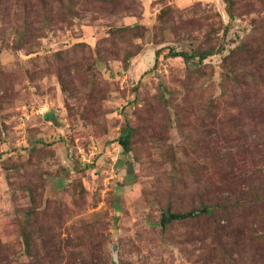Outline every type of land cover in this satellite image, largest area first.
Instances as JSON below:
<instances>
[{
  "label": "rangeland",
  "instance_id": "obj_1",
  "mask_svg": "<svg viewBox=\"0 0 264 264\" xmlns=\"http://www.w3.org/2000/svg\"><path fill=\"white\" fill-rule=\"evenodd\" d=\"M110 2L0 0V264H264V201L160 224L264 181V0Z\"/></svg>",
  "mask_w": 264,
  "mask_h": 264
},
{
  "label": "trees",
  "instance_id": "obj_2",
  "mask_svg": "<svg viewBox=\"0 0 264 264\" xmlns=\"http://www.w3.org/2000/svg\"><path fill=\"white\" fill-rule=\"evenodd\" d=\"M73 0H66L67 5L72 2ZM100 3H103L104 0H96ZM110 4H114V1L116 0H110ZM41 4L43 7H46V0H40ZM100 7V6H99ZM101 8V7H100ZM226 11L228 13H230V15H233V13L230 12V8L229 6L226 7ZM159 53V51H155V54L157 56V54ZM215 51L213 49H202V50H192L190 52L188 51H184V50H175L173 47H168V51L165 54L166 57H182V59L184 60V62L187 64V67L190 68V70H192L193 72L199 71V69L201 68V66L203 65L204 60L209 57L210 55L214 54ZM192 68V69H191ZM242 72V73H241ZM241 73V75L239 74ZM246 74V70L245 67H233L231 68L229 71H227L225 73L224 78L229 79L231 81H234L237 79H239L238 82H240L241 84H243L245 87L247 85H250L248 83H246L244 77ZM247 75H249L247 73ZM252 81L254 82V86L257 84V81H254V77H252ZM256 83V84H255ZM248 87V86H247ZM247 98V97H246ZM46 119H52L51 115L49 113H47L46 115ZM131 138V128H128L127 125V130L125 131L124 134H122L119 137V142L121 144V146L123 147L124 152L129 150V140ZM221 157V155H220ZM239 166V165H238ZM190 167V169H189ZM238 168V167H237ZM199 169L204 170V173L206 174V170L207 167L204 166H200L199 164H197L194 161H191L188 165H187V169L185 171H183V175L180 177H178L177 175L174 176H169L167 178V182L166 184L168 185V201H167V207H173L174 211L171 210V208H169L172 212L175 213H184L183 208L186 205H189L191 207L190 210L188 211H192L194 209H201L204 208L205 211L202 213H198L194 216L191 217H195L199 214H203L205 212H209V214H211L213 211H223V210H228V209H232V208H245L247 205L248 207L256 205L259 202H263L264 201V181H259L257 179H253L250 182L246 183L245 181H239L240 184H242L241 192H237L236 194H229L228 195H216L214 197V200L211 201L208 197V199L204 198V193H201V191H198L196 194H193V192H191V195L189 196V193L187 191H192L193 189H199L198 187H186L185 185V179L191 178L189 180H199L201 175V172H199ZM239 172H241L238 175L239 179H243V176L246 174V168L244 167V165H242V167H239ZM199 172V174L197 173V171ZM193 172V173H192ZM257 172V170L251 169L250 175H255ZM264 171H262L261 174H263ZM200 176V177H197ZM209 180V179H208ZM215 182V180H214ZM205 184V183H204ZM244 184V185H243ZM182 186V187H181ZM208 189V187L206 188ZM246 189V191L244 192V190ZM222 192V190L219 191V193ZM183 198H185L187 200H189L188 203H185V205H180L178 202H180V200H182ZM181 203V202H180ZM197 205V206H196ZM199 207V208H196ZM185 211V212H188ZM31 214H33L32 212H27V215L30 216ZM187 218V217H186ZM25 219V218H24ZM23 219V222H24ZM27 220V219H25ZM22 222V223H23ZM21 224V230H22V234L23 236L26 234L27 230H26V225L24 226V224ZM214 227L212 229L214 234H217L220 228V224L219 223H214ZM258 230V229H257ZM256 234V233H255ZM259 238H263L264 234H263V230L262 233L257 234ZM256 237V238H258ZM25 240H27V238H24ZM27 248H28V244L26 242ZM18 264H29V263H18Z\"/></svg>",
  "mask_w": 264,
  "mask_h": 264
},
{
  "label": "water",
  "instance_id": "obj_3",
  "mask_svg": "<svg viewBox=\"0 0 264 264\" xmlns=\"http://www.w3.org/2000/svg\"><path fill=\"white\" fill-rule=\"evenodd\" d=\"M204 211L205 209L201 208V209H194L192 211H188L184 213H175V212H172L169 208H167L161 213L160 224H161L162 229H165L167 223L171 220L184 219L186 217H191L198 213H202Z\"/></svg>",
  "mask_w": 264,
  "mask_h": 264
}]
</instances>
